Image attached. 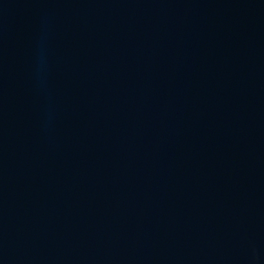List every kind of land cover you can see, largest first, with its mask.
<instances>
[{"label":"water","instance_id":"95a60500","mask_svg":"<svg viewBox=\"0 0 264 264\" xmlns=\"http://www.w3.org/2000/svg\"><path fill=\"white\" fill-rule=\"evenodd\" d=\"M0 264H264V0H0Z\"/></svg>","mask_w":264,"mask_h":264}]
</instances>
